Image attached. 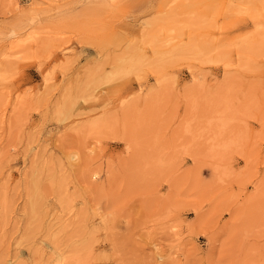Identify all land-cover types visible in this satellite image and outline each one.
<instances>
[{"label":"rangeland","instance_id":"374dc122","mask_svg":"<svg viewBox=\"0 0 264 264\" xmlns=\"http://www.w3.org/2000/svg\"><path fill=\"white\" fill-rule=\"evenodd\" d=\"M0 264H264V0H0Z\"/></svg>","mask_w":264,"mask_h":264}]
</instances>
